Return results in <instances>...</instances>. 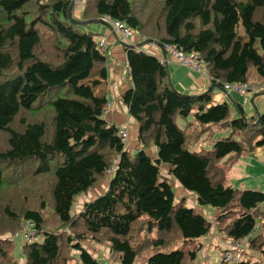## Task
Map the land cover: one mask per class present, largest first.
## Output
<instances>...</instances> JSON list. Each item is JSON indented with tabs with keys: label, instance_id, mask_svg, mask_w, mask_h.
Listing matches in <instances>:
<instances>
[{
	"label": "trees",
	"instance_id": "1",
	"mask_svg": "<svg viewBox=\"0 0 264 264\" xmlns=\"http://www.w3.org/2000/svg\"><path fill=\"white\" fill-rule=\"evenodd\" d=\"M104 18L133 29L139 45L196 53L213 88L245 84L250 67L264 79V0H0V190L8 187L5 216L19 214L36 236L20 246L23 264H68L71 251L80 264H99L86 240L106 245L118 264H193L213 228L231 243L247 237V251H257L231 264H264V192L227 183V164L264 145V113L248 117L232 100L235 116L227 102H212V90L179 92L158 56L121 41L131 79L121 99L137 124L130 150L96 91L108 76L106 49L98 33L76 29ZM213 125L227 135L190 150ZM20 164L33 165L39 181L50 176L31 188V205L11 172ZM161 165L213 209L211 221L184 197L174 203ZM103 176L104 192L72 213ZM9 222L0 221V235L14 230ZM12 245L0 238V264H18Z\"/></svg>",
	"mask_w": 264,
	"mask_h": 264
},
{
	"label": "rangeland",
	"instance_id": "2",
	"mask_svg": "<svg viewBox=\"0 0 264 264\" xmlns=\"http://www.w3.org/2000/svg\"><path fill=\"white\" fill-rule=\"evenodd\" d=\"M76 2H77L76 4H80L79 1H76ZM192 6H196V3H193ZM77 8L79 9V7H77ZM91 28H95V31H92L94 33H96V31H99L100 33H106V29H105L106 27L104 25H99L96 23H89V24L84 25V26H77L76 27V29L78 31L92 30ZM242 31H243L242 28L239 27V32L241 33ZM140 37H142V36H140ZM141 46H143V45H141ZM178 66H180V65H178ZM187 70L184 68L183 69L177 68L176 74L174 75V81L175 82L170 83V85L173 88H175L176 90H178L179 92H186L187 88L186 89L184 88L185 82L182 79L185 78V75L188 73ZM127 72H128V68L126 65L125 67H123L122 79L125 83L129 84V83H131L130 81L126 82ZM192 74L194 76H196V78H199V76H200L197 73H192ZM256 77L258 78L259 76L257 75L255 69L250 67L248 69V73H247V79H246L247 85L250 86L252 84V82L256 79ZM129 78H130V76L128 75V80H131ZM253 85H254V83H253ZM258 86H259V88L263 87V85H258ZM208 88L206 89V91L208 90ZM202 91H205V90L203 89ZM216 91L217 90L214 89L212 94L216 93ZM257 91L258 92H256V93H252V91H248V89H247L246 93L244 95H240L236 92H233V93H231L232 94L231 98H234L239 103H241L242 106H244L245 111H247L248 113H252L251 115L254 116L255 114H257L256 111L259 110L260 104L264 105V103H261V99L259 96L260 93L264 91V87L261 90L258 89ZM262 96H264V94ZM253 97H254V99H256L258 97L260 100H256V102H255L252 99ZM231 98L226 96L225 100L230 105L232 112H234V111H236V109L231 104ZM244 99H246L247 102ZM109 101H110L111 105H113L114 102L111 100H109ZM114 106L117 109L119 107V104L114 103ZM232 112H231V114H232ZM230 117H232V116H230ZM18 120H19V118H17L14 123H17ZM176 121H177L176 123L178 124V126H182V125H180L181 121H179V119H177ZM215 126L216 125L212 126L213 127V130H212L213 133L211 135L204 133L201 136V138L198 140V142L196 144H192L189 147V149L192 151H196L200 148L205 149V150H209L211 148L212 141H214L218 138H221V137H225L227 135V133H228L227 130H223V129L219 130L218 127H215ZM128 146H129V144H128ZM2 147H3V136L0 137V148H2ZM261 147L262 146L254 147L253 149H251V151H249V153H252L256 159H260V153L263 154V156H264V150H262L263 147L262 148ZM243 155H245V154H243ZM33 168L34 167L31 164H20V165H17L15 168L13 167L11 169L13 176H15L19 180L20 188H21V186H26L27 188H29L27 192L24 191V201H22V198H21V201L24 204H25V201H27L30 205H31V202L33 200L32 196L30 195L32 193L31 188L36 186L37 184H41L44 188L47 186V184H48L47 182L50 181V176H45L43 178L44 181H39V179H40L39 176H33ZM160 172H161V175L167 179L168 183L171 185V187L173 189V192H174L173 201H174V203H178L179 200L181 199L180 195L178 194V188H179L178 183H175V180H173V179L170 181L168 174H163L164 172H162V170ZM161 175L159 177L160 180H162ZM105 180H107V177H105V176L101 177L87 193H84V194L80 195L79 197H77L75 202H74V206L72 207V213H77L83 202L93 200L95 197H97L101 193H103L105 188H106V184H107V183H104ZM228 183L233 185V186L240 185L239 182L237 180H235L234 178L229 179ZM102 189H103V191H102ZM188 192H190V191H188ZM21 193H22V191H21ZM183 197L185 198L183 203H182V205L184 207L193 208L196 211L201 212L202 214H204L205 218H207L208 220L211 221L213 209L210 206L201 207V206L197 205L194 201H191L190 196L184 195ZM9 199H10V197L8 195V187L2 188L0 190V221H1L2 225H6L5 223L7 221L11 220V222H9V223L12 225L11 228H14V230H12L10 232H6L3 235H0V238L13 241V245L11 247V253H12L13 257L15 259H17L18 264H23V259H22L23 255L21 253V250H20L21 247L20 246H21V243L26 242V239H25L26 234L23 232V227L27 221L24 222L23 224H21V219H20L19 214L16 215L15 217H13L12 219H8L5 216V213L3 212V207L6 205V202ZM213 234L214 235L218 234L220 236L219 239H218V237L214 238ZM212 240H214V242ZM209 242H211V243H209ZM177 244L179 246V245H181V242H177ZM200 245H201L200 246L201 248H200V250L197 254V258L193 264H224V263H221L222 262V255L224 253L223 251H224V249L226 250V249L231 247V242L229 239L228 240L224 239L222 237V234H220V232L217 231L216 228H214L213 232L210 231V233L207 236L202 238ZM82 247H84V249L88 250L90 253H93V256L97 259L99 264H118V260L115 257H113V256L109 257L108 248L106 245L97 244L94 241L86 240L82 243ZM176 247H177V245H174V246H171L170 248L162 249L161 251L162 252H168V251H171L172 249H175ZM74 253L75 252L71 251L70 255L72 256V258L69 259L68 264H80L78 255L74 254ZM247 254H249L251 256H257V251H253V250L247 251V246L243 245L241 250L238 252V261L246 259Z\"/></svg>",
	"mask_w": 264,
	"mask_h": 264
},
{
	"label": "crops",
	"instance_id": "3",
	"mask_svg": "<svg viewBox=\"0 0 264 264\" xmlns=\"http://www.w3.org/2000/svg\"><path fill=\"white\" fill-rule=\"evenodd\" d=\"M96 24L104 25L106 27L105 28L106 33H100L99 31H96V33H98L100 37L105 36L107 38L106 54L109 56L107 59V63H106L107 71H108L107 79L102 81L100 85L96 87V91L98 93L99 92L105 93L108 101L111 100L114 103L119 104V107L116 109L113 103V105H111L108 112L103 114V118L109 124H114L119 129L127 130L129 148L130 150H133V148H136V142H137L136 140L137 139V124L128 115L127 107L123 104L122 99H121V94L131 85V83L127 84L122 79L123 67L126 66V58H125V52L123 50V45L121 41L117 40V38L111 33L110 27L108 25L100 24V23H96ZM95 28H91L92 30H87V31H95ZM133 40H134V37H133ZM148 49H149L148 52L154 54L155 56L162 55V56H165V58L167 59L166 67L168 69L170 83L175 82L174 75L176 74L177 68L186 69L185 67L176 65L173 59L168 54L164 55V52H162L161 49L157 45L152 44L148 46ZM187 71L188 73L185 75V78L182 79L185 82L184 88L185 89L187 88L186 92L199 93L200 91L202 92L203 89L206 90L208 87L212 85L210 83V80L205 78L203 75L199 74L200 75L199 78H196V76L192 74L194 72H190L189 70ZM126 77H127L126 82L130 81L128 80V72H127ZM245 84L247 85V83ZM258 85H263L264 87L263 78L256 77V79L252 82L250 86L247 85L248 91H252V93L258 92L257 91L258 89L261 90L263 88V87L259 88ZM214 89L217 90L216 93L212 94V102L214 104L221 103V102H227L225 100L226 96H228L229 98L232 97L231 93L229 94L225 92V90H222L219 87H214L212 89V92ZM244 94H240V95H244ZM263 94H264V91L261 92L259 95L261 99V103H264V96H262ZM252 99L255 102L256 100H260L258 97L256 99H254L253 97ZM232 100H235V99L231 98V103H232ZM244 100L246 101V99ZM242 107L244 109V106ZM256 112H258L259 114L264 113V105L260 104L259 110ZM245 113L247 114L248 117L252 116L251 115L252 113H248L247 111H245ZM233 114L236 116L235 111L232 112L231 115ZM189 120H191V118ZM180 125H183V122H181ZM262 147H263L262 150H264V145ZM146 152H148L152 157L156 156V149L154 147H150L146 149ZM244 154L245 155L242 154L236 160L230 161L227 164L228 181L229 179L234 178L235 180L239 182L240 185L233 186L229 184L228 182L227 183L231 185L232 187H235L238 189H250L251 188L250 190H257V191L264 192V156L263 154L260 153V159H256L253 156V154L249 152L244 153ZM160 169L162 170V172H164L163 174H168V167H166L165 165H161ZM169 179L171 181L173 178L169 176ZM104 183H106V180ZM175 183L177 182L175 181ZM178 194L180 195V197H183L184 195L190 196L191 201L195 202L196 200V197L193 193L188 192L187 190H184L182 187H180V185L178 188ZM262 207H264V203L262 204ZM213 229H212V232H213ZM213 236L214 238L218 237V239L220 237L218 234L216 235L213 234ZM212 241L214 242V240Z\"/></svg>",
	"mask_w": 264,
	"mask_h": 264
},
{
	"label": "built area",
	"instance_id": "4",
	"mask_svg": "<svg viewBox=\"0 0 264 264\" xmlns=\"http://www.w3.org/2000/svg\"><path fill=\"white\" fill-rule=\"evenodd\" d=\"M104 21L109 25L111 33L117 38V40L131 45L136 50H142L146 52L149 51L148 46L152 44L141 46L137 42H135L133 40V37L137 35V33L133 29L125 26L124 24H122L121 22L117 20H111L109 18H104ZM142 38L143 37H140V39ZM106 44H107V38L105 36H101L97 41V47L99 48L100 51H105ZM159 48L161 49L162 52H164V55L168 54L173 59L175 64L185 67L191 72L203 75L205 78L210 80L208 71L203 67L204 65H202V61L200 60L199 55H197L196 53H184L181 50L176 49L167 44H164L162 47H159ZM158 57L161 63H164L166 65L167 59L165 58V56L159 55ZM247 89L248 87L244 83H233V84L224 85L225 92L229 94L233 92H236L238 94H244ZM110 107H111V103L108 101L103 110V114L107 113ZM119 136L122 142L125 144V146H128L127 130L120 129ZM29 226H30V223L26 222L23 227V232L26 234V237H25L26 242L36 240L35 234L29 231ZM246 240H247V237L240 239L238 241L232 242L231 247L226 249L222 255V263L231 264L233 262H236L238 259L237 258L238 251L240 248L243 247V245H245Z\"/></svg>",
	"mask_w": 264,
	"mask_h": 264
},
{
	"label": "water",
	"instance_id": "5",
	"mask_svg": "<svg viewBox=\"0 0 264 264\" xmlns=\"http://www.w3.org/2000/svg\"><path fill=\"white\" fill-rule=\"evenodd\" d=\"M74 1V0H73ZM71 22H74L73 20H71ZM88 23H100V24H106V25H108L105 21H104V19H101V20H92V21H87V22H83V23H81V24H88ZM109 26V25H108ZM213 89V85H211L209 88H208V90L207 91H211Z\"/></svg>",
	"mask_w": 264,
	"mask_h": 264
},
{
	"label": "bare ground",
	"instance_id": "6",
	"mask_svg": "<svg viewBox=\"0 0 264 264\" xmlns=\"http://www.w3.org/2000/svg\"><path fill=\"white\" fill-rule=\"evenodd\" d=\"M201 61H202V65H203V60L202 59H200Z\"/></svg>",
	"mask_w": 264,
	"mask_h": 264
}]
</instances>
